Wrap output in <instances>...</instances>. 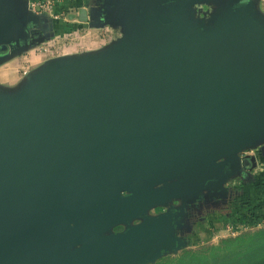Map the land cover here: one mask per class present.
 Here are the masks:
<instances>
[{
  "label": "water",
  "instance_id": "obj_1",
  "mask_svg": "<svg viewBox=\"0 0 264 264\" xmlns=\"http://www.w3.org/2000/svg\"><path fill=\"white\" fill-rule=\"evenodd\" d=\"M198 1L107 0L121 43L0 94V264L150 262L183 245L178 213L101 231L168 197L223 193L242 150L264 142L253 0H229L205 30L184 14ZM14 15L0 0V56L21 39Z\"/></svg>",
  "mask_w": 264,
  "mask_h": 264
},
{
  "label": "rangeland",
  "instance_id": "obj_2",
  "mask_svg": "<svg viewBox=\"0 0 264 264\" xmlns=\"http://www.w3.org/2000/svg\"><path fill=\"white\" fill-rule=\"evenodd\" d=\"M88 1L89 4L84 9H76L71 5L62 8V0H32L26 7V17L14 15L15 20L24 24L21 39H15L5 55L0 56V66H7L10 79L18 78L19 83L12 86L14 92L0 89V94H15L54 62L97 58L122 42L126 36L125 28L119 21L110 20L106 16L107 0ZM228 1H198L184 7V14L200 30H205L211 26L215 15ZM256 18L261 20L257 15ZM50 20L61 24L65 33L58 34L57 37L56 33L49 32L47 29ZM89 29H95L101 43L100 48L88 53L68 54L67 48L78 47L77 41ZM248 162L247 160L245 165ZM168 184L169 182L166 183L167 186ZM236 186L237 181L231 180L226 184L223 193L217 190L212 194V191L208 193L202 190L203 199L199 202V196L191 203L168 197L162 203L147 209L143 215L112 225L101 231L100 235L122 233L129 227L138 225L144 217H155L166 212L178 213L179 225L174 228L173 235L183 241V245L144 264H246L247 260H241L244 248L253 245L252 241L261 242L258 240L259 233L264 232V225L245 228L228 226L229 221L226 220L219 222V218L228 216L238 203ZM206 197L215 198L208 202ZM226 227L231 230H226ZM236 252L240 253L234 256Z\"/></svg>",
  "mask_w": 264,
  "mask_h": 264
},
{
  "label": "crops",
  "instance_id": "obj_3",
  "mask_svg": "<svg viewBox=\"0 0 264 264\" xmlns=\"http://www.w3.org/2000/svg\"><path fill=\"white\" fill-rule=\"evenodd\" d=\"M32 0H12L13 8L17 16L26 17L25 11L28 7V3ZM62 8L65 6L71 5L76 9H84L85 6L89 4L88 0H62ZM253 12L259 16L264 24V0H253L252 2ZM49 32L52 31L57 35L65 33V29L62 28L61 24L55 23L53 20H50L48 24ZM58 32V33H57ZM59 34V35H58ZM78 47H68L66 51L68 54L80 53V52H92L100 48V41L97 38L95 29H89L87 33L83 34L82 37L77 41ZM99 53V52H98ZM10 70L5 65L0 66V89H12L15 84L19 83L18 78L10 79ZM264 143V142H263ZM262 142H255L251 144L248 148L243 149L242 152L238 155L239 159L244 157L248 158V165H244L242 170L238 173L231 176L223 185V188L226 187V184L231 180L237 181V186L235 193L237 204L234 205L232 210H230L228 216H221V220L229 221L228 226H233L234 213L238 205L242 203H250L253 206H256L264 213V144Z\"/></svg>",
  "mask_w": 264,
  "mask_h": 264
},
{
  "label": "trees",
  "instance_id": "obj_4",
  "mask_svg": "<svg viewBox=\"0 0 264 264\" xmlns=\"http://www.w3.org/2000/svg\"><path fill=\"white\" fill-rule=\"evenodd\" d=\"M262 215L263 213L256 206H253L247 202L242 203L235 209L233 226H244L245 228L255 226ZM259 236L260 237L258 240L261 242L252 241L253 245L246 246L244 248L243 257L241 260H247L246 264L264 263V232H260ZM239 253L240 252H236L234 256ZM198 263L199 262H197V264Z\"/></svg>",
  "mask_w": 264,
  "mask_h": 264
},
{
  "label": "flooded vegetation",
  "instance_id": "obj_5",
  "mask_svg": "<svg viewBox=\"0 0 264 264\" xmlns=\"http://www.w3.org/2000/svg\"><path fill=\"white\" fill-rule=\"evenodd\" d=\"M125 195L127 196L126 193H121V196H125ZM201 195H203V194H202V193L199 194V197H200V198L198 199L197 202H199V201H201V200L203 199V197H202ZM214 198H215V197H212V198L210 199V197H206V199L208 200V202L212 201V199H214ZM216 198H217V197H216ZM204 199H205V198H204ZM206 199H205V200H206ZM207 200H206V201H207Z\"/></svg>",
  "mask_w": 264,
  "mask_h": 264
},
{
  "label": "built area",
  "instance_id": "obj_6",
  "mask_svg": "<svg viewBox=\"0 0 264 264\" xmlns=\"http://www.w3.org/2000/svg\"><path fill=\"white\" fill-rule=\"evenodd\" d=\"M258 225H264V213H263V215L261 216L260 220L258 221V223L255 226H258ZM242 227H244V226H242ZM226 230H231V229L226 227Z\"/></svg>",
  "mask_w": 264,
  "mask_h": 264
}]
</instances>
